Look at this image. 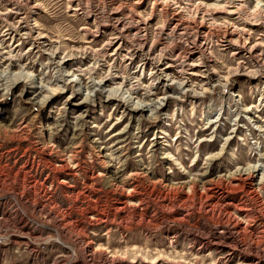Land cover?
<instances>
[{"label":"rangeland","instance_id":"374dc122","mask_svg":"<svg viewBox=\"0 0 264 264\" xmlns=\"http://www.w3.org/2000/svg\"><path fill=\"white\" fill-rule=\"evenodd\" d=\"M44 4L39 23L62 50L81 46L83 20L63 0ZM254 33L264 41V29ZM214 53L218 71L235 67L231 54ZM17 64L0 65V264H264V191L229 179L264 165V133L255 130L264 124V79L181 97L140 121L121 102L77 108L85 95L72 100L73 84L63 92L41 53ZM234 95L257 111L239 114Z\"/></svg>","mask_w":264,"mask_h":264},{"label":"bare ground","instance_id":"6f19581e","mask_svg":"<svg viewBox=\"0 0 264 264\" xmlns=\"http://www.w3.org/2000/svg\"><path fill=\"white\" fill-rule=\"evenodd\" d=\"M63 1L68 15L84 22L79 28L82 45L67 52L39 23L46 0H0V35L11 40L6 47L0 41V65L7 61L13 68L34 52L47 56L60 74V89L64 92L73 84L72 100L85 95L83 102L75 105L80 110L95 103L121 102L132 115H140V121H150L181 97L199 100L225 93L241 77L264 79V41L254 33L264 29V5L260 2L251 8L250 0ZM215 50L231 54L235 67L226 73L218 71ZM69 66L71 71L66 70ZM30 69L32 66L24 65L19 76L31 77L26 72ZM32 81L37 84L34 88L46 89L42 80L32 77ZM234 97L238 98L233 102L239 114L248 117L257 111L259 105L243 106L239 95ZM255 130L264 133V124ZM229 179L240 181L250 192L264 191V165L238 171ZM242 207L237 210L247 217ZM231 220L237 233L245 230L243 220ZM219 248L229 249L230 255L234 252L230 247ZM87 253L94 260L96 251L88 249ZM108 260L118 264L111 257Z\"/></svg>","mask_w":264,"mask_h":264}]
</instances>
